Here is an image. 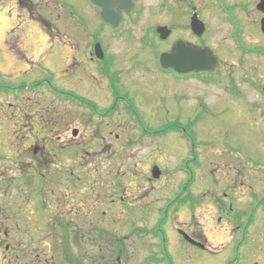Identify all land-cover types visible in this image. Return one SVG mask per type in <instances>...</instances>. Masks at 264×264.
<instances>
[{"label":"flooded vegetation","instance_id":"obj_1","mask_svg":"<svg viewBox=\"0 0 264 264\" xmlns=\"http://www.w3.org/2000/svg\"><path fill=\"white\" fill-rule=\"evenodd\" d=\"M93 1L101 3V6L94 5L90 0H0V10L9 5L18 20L26 18L23 25L29 29L36 27L35 36L49 44L46 53L58 43L54 60L61 71L57 77L68 79L72 85L71 90L55 87V101L62 108L80 112L81 115L76 118L83 128L73 127L69 131L74 116L62 112L57 114L58 111L53 116L41 114L35 125H32L27 113L21 115L11 111L5 117L12 129L15 126L18 128L13 129L11 138L6 139L5 143L8 141L11 146H0L6 157L0 166L1 264L143 263L139 247L142 246L143 231L147 230L142 224L146 215L139 216L137 207L146 192H140L137 186L142 184L135 183L131 185L134 191L127 194L126 174L119 165L115 167L117 178L110 183L108 148H105L106 138L101 134V131H108L113 140L121 139V135L114 134L117 132L107 129L112 115L123 110L138 137L154 139L162 129H148L139 107L124 94L125 84H122L121 77L124 72L117 68L118 58L110 50L113 40L129 42L135 38L133 28L140 24H146V28L139 38L137 51L149 53L155 73L172 81L193 80L203 85L214 86L216 83L222 87L220 90L225 99L233 98L234 106L238 102L239 116L243 114L252 123L251 126L255 124L253 127L258 130L255 139L264 150V85L255 84L250 71L239 66L250 57L264 55V49L251 44L254 33L248 29L254 25L255 35L264 40L261 30L264 0H151L148 7H143V12L141 0ZM83 5L87 8L86 13L78 10ZM145 15H149V19L143 18ZM209 15L217 16L223 21L225 29L228 28L233 49L221 44L220 49L226 53L217 52V48L207 40L211 27ZM193 17L202 26L193 29ZM20 25L19 22L17 27ZM215 25L214 31L222 35L224 26ZM224 39L227 41L225 36L222 41ZM177 42L213 52L218 61L214 73L180 76L171 70L159 71L156 66L159 55L169 52ZM215 42L221 43L219 38ZM95 44H99L101 53L94 52ZM158 44L167 46L157 50ZM231 56L238 61H230L233 59ZM240 70L243 73L234 78ZM90 81L111 96L108 106H102L89 94L80 91L79 87ZM28 83L22 82L17 86L6 84L0 90L23 88L26 91L30 86H42L40 80ZM252 90L258 92L259 101L247 100ZM206 105L200 100L191 116L168 124L173 128L169 134L178 136L188 147V151L181 152L182 160L176 169L184 178L177 184L169 181L167 195H164L168 197L162 199L153 228L146 234V237L158 239L159 243L151 244L153 248L145 257V264H190L185 258L173 259V253L178 252L169 245V231H174L192 250L206 255L217 251L209 249L198 231L190 232L191 227L179 225V219H188L190 211L200 206L199 194L190 189L193 184L191 178L195 175L191 166L198 164V155L193 152V157L189 156V147L192 149L194 142L190 141L188 126L195 119L196 110ZM181 120H186V123ZM87 129H90L88 135ZM89 135L91 137L87 138ZM91 144L99 145L100 149L92 150ZM99 158H103L98 165L102 166L101 173L94 177V170L99 173L95 163ZM155 165L149 166V175ZM215 165L221 174L214 180L217 188L211 202L217 217L227 218L229 232L235 234L242 230L243 235L248 228L264 221V161L259 158L246 162L222 160ZM173 175L171 173L170 179ZM146 179L149 183L155 180L151 177ZM246 205L249 207L244 211L243 206ZM126 206L133 209L132 216H125ZM122 230L127 232L121 233ZM181 231L198 246L185 242ZM198 262L194 260L191 264ZM259 263L264 264V257Z\"/></svg>","mask_w":264,"mask_h":264},{"label":"rangeland","instance_id":"obj_2","mask_svg":"<svg viewBox=\"0 0 264 264\" xmlns=\"http://www.w3.org/2000/svg\"><path fill=\"white\" fill-rule=\"evenodd\" d=\"M150 4L151 0H141L142 12L143 7H148ZM78 10L81 13H86L87 8L83 5L79 6ZM143 18L149 19V15H145ZM209 18L211 27L207 40L217 48V52L224 51L220 49L221 44L233 49L228 36V28L225 29L223 21L218 20L215 15H209ZM25 20V17L20 18V22H22L21 29L16 33L11 31L12 33L7 35V32L15 24H18L19 20L16 12L9 5H5L4 9L0 10V86L4 87L6 84L17 86L22 82L32 84L34 81L41 80L56 88L64 87L71 90L72 84L68 79L62 80L57 77L61 71L60 67H56L57 64L54 60L57 55L55 52L58 43H55L51 52L46 53L49 44L46 41H41L40 37L35 36L36 27L29 29L27 25H23ZM215 24L224 26L223 31L224 29L225 31L222 35L219 34L220 32L214 31ZM250 26L248 27L249 31L254 33L251 36L253 39L251 44L255 48L264 49V40L255 35V26ZM145 28L146 24L134 27L133 34L135 38L129 42L113 40L110 46L111 52L118 58L117 68L123 69L121 71L124 72L121 76L123 79L122 84H125L123 85L124 94L139 107L140 114L145 116V125L151 130L158 129L174 120L191 116L200 100L207 104L205 107L196 110L195 120L197 123L193 126V122H190L188 126V129L192 130L190 132L195 135L196 146H198L196 149L198 164L194 165L195 168L193 167L196 177L190 189L199 194L200 206L197 210L190 211L188 219L182 221L179 219L181 222L179 225L191 227L190 232L198 231L209 245V249L214 252L217 250L218 253L206 255L202 251L192 250L185 245L174 231L171 233L169 231V245H171L172 250L178 252L177 254L173 253V259L181 260L185 258L190 264L194 260L199 261L197 264L200 262L202 264H261L259 261L264 257V221L258 226L248 228V231L243 235L241 234L242 230L232 234L229 232L227 218L225 216L217 217L218 214L211 202L217 188L214 180L221 174L216 170L215 164L217 162L222 160L246 162L257 160V158L264 161V150L255 139L258 130L254 128L255 124H253L254 127L251 126L252 123L243 114L241 117L239 116L238 106L236 105L238 102L236 101L234 106L232 103L233 98L225 99L224 93L220 90L222 87L220 88L216 83L213 86L212 84L203 85L193 80L185 82L172 81L167 76L156 74L149 53L145 54L142 51H137L139 49V38ZM223 36L227 38V41L226 39L222 41ZM218 38L221 43L215 42ZM165 46L167 45L158 44L157 50H162ZM234 46L236 47V45ZM235 47L234 50H238ZM224 52L226 53V51ZM231 58L233 57L231 56ZM229 60L238 61L234 58ZM239 66L250 71L255 84L264 85V55L250 57L246 60V63L243 61ZM237 73V76L234 74V78H239L240 73H243V71L240 70ZM79 89L83 93L89 94L99 104H103L102 106H108L110 103L111 96L108 92L106 93L103 88H98L92 81L82 84ZM248 96L247 100L249 98V100L254 99L255 101L261 99L256 90L249 92ZM86 97L91 99L89 96ZM55 99L56 96L53 92L47 90L44 86L39 91L20 92L17 95L0 92V146L3 148L4 146L10 147V142L5 143L6 139L11 138L10 133L13 132V129L17 130L18 128L15 126L12 129V126L6 121L5 117L11 111L14 114H29L32 125H35L37 117L41 114L53 116L57 111V114L67 113L74 116L71 127H68L69 131L73 127H80L76 116L81 115V113L74 109L72 111L62 108ZM181 121L186 123V120ZM82 125L86 126L84 123ZM80 128L83 130L82 127ZM107 130H113L112 132H117L114 134L121 135V139L116 141L109 137L108 131H101V134L106 138L105 148H108L107 164L109 169L111 168L109 173L110 183L117 178L115 167L119 165L126 174L127 194L132 193L133 188L131 185L135 183L142 184L137 187L140 188V192L143 190L142 192L146 193L143 194L145 197L141 196L139 200L137 213L141 217L146 215V220L142 224L149 231L153 228L158 215L156 211L161 207L162 199L165 200L168 197L164 195H167L169 181H175V184H177L184 178V175L178 173L176 169L179 168L182 160L181 152H186V149L188 151V147L186 148V144L175 134H168L163 138L154 140L147 137H138L134 125L131 124L124 110L112 115ZM88 134L89 131L86 132V135ZM89 137L91 135L87 138ZM13 139H10V141L12 142ZM91 148L94 151L100 149L99 145L96 144H91ZM189 150L191 152V147H189ZM174 151H178V153ZM5 161V153L0 147V166ZM102 162L103 158L95 160L97 166ZM134 164L136 165L134 166ZM153 164L158 165L161 174L159 180H153L152 183H149L146 177H150L148 168ZM101 168V165L98 166L99 173L94 170V177L101 173ZM172 169L174 175L170 179V175L173 173ZM131 180L132 183H129ZM248 207L249 205L243 206V210H247ZM128 215H133V209L126 206L125 216ZM183 215L184 213L179 218ZM241 218L243 219V217ZM262 226L263 228L260 229ZM126 232V230H122L121 233ZM155 243H159V240L150 236H142V246L139 247L142 264H145L144 259L149 256ZM182 252L185 255L182 256ZM232 261L233 263H231Z\"/></svg>","mask_w":264,"mask_h":264},{"label":"water","instance_id":"obj_3","mask_svg":"<svg viewBox=\"0 0 264 264\" xmlns=\"http://www.w3.org/2000/svg\"><path fill=\"white\" fill-rule=\"evenodd\" d=\"M94 5L100 7L101 3L90 0ZM264 5V4H263ZM264 10V9H263ZM192 27H197L200 23L196 17L192 19ZM261 29L264 33V19L261 23ZM163 37V36H161ZM159 64L163 69L171 68L177 74H187L192 72H213L217 66V59L208 49H200L188 43H175L169 53L162 54L159 58ZM154 177H158L159 171L154 169ZM184 238L191 240L184 235Z\"/></svg>","mask_w":264,"mask_h":264}]
</instances>
